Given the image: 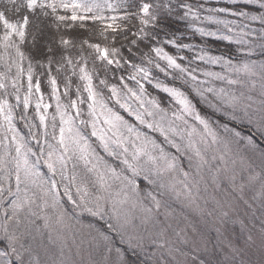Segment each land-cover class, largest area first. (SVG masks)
<instances>
[{"label":"snow or ice","instance_id":"snow-or-ice-1","mask_svg":"<svg viewBox=\"0 0 264 264\" xmlns=\"http://www.w3.org/2000/svg\"><path fill=\"white\" fill-rule=\"evenodd\" d=\"M231 5L0 0V264H76L67 234L86 218L103 225H86L100 255L89 264H204L192 214L240 225L219 264L264 250V219L217 195L229 160L264 171V0ZM173 17L238 54L168 33Z\"/></svg>","mask_w":264,"mask_h":264},{"label":"rangeland","instance_id":"rangeland-1","mask_svg":"<svg viewBox=\"0 0 264 264\" xmlns=\"http://www.w3.org/2000/svg\"><path fill=\"white\" fill-rule=\"evenodd\" d=\"M205 1H215V2H229L231 3V0H205ZM244 3V0H237V3ZM220 8V7H217ZM225 17L230 19L227 14H225ZM254 27H258V22L253 25ZM3 51L2 45H0V52ZM3 70L2 64H0V71ZM216 70H219L218 68ZM15 72V69H13V73ZM9 89L11 90V85L9 84ZM23 91V90H21ZM204 111L211 112L210 109H207L204 105H202ZM219 115V114H218ZM95 138H93L94 140ZM259 164L258 161H256L252 167H246L244 164L241 163L239 159L236 160V162L233 164L231 160H229L228 163V169L229 171L224 173L221 176V189L222 191H219L217 195L219 197H227L229 199L235 200L237 214L240 219H244L245 214L247 216L251 217L254 221L259 223L262 219H264V207L261 206L262 202V193H264V181H261V173L259 170L256 169L255 165ZM42 170L46 171L44 167H42ZM259 174V175H257ZM235 176L234 183L239 188L240 185H243L242 190H234L231 187V183L229 180V177ZM250 176H256L255 180H249ZM247 201V204L244 202ZM176 206V205H174ZM254 212V215H252ZM189 220L194 221L196 228H197V235H195V239L197 243H199L202 248L204 249L199 253V258L201 260H208L213 259L217 260L216 264H219L223 260V253L221 252V244L220 241L225 240H231L229 238H225V233L227 228L229 227V224L240 226L238 223H232L231 221H228L226 223L220 224L219 222H216L213 220V218H206L203 220H200L195 217V214H192L189 216ZM209 220V222H208ZM94 221V222H93ZM93 223L96 227L102 228V222L99 224L96 223V221L91 218V220H82V224L85 225L84 227H79V231L75 233V240L73 239V234L68 233L67 234V244L70 249H72V258L74 261H76V264H89L90 260L99 261L100 255L99 252L93 247L91 241L93 237L95 236V232H92L90 229L86 227L87 224ZM245 223H248V220H245ZM210 227V230L208 231V226ZM181 227H184L185 225L182 223L180 225ZM219 228L222 235L218 236V233L216 229ZM189 236H193V233L189 231ZM113 241L116 247H121L124 249H127V245H124L120 242L119 238L113 234ZM233 240V239H232ZM38 243H47L44 239H39ZM77 246H79V254L77 255ZM185 252L189 251L188 246H185L184 248ZM209 253V254H207ZM197 253L193 252L192 256H195ZM139 258V262L143 263L146 260V257L144 256H137ZM246 257L250 261V264H264V250L261 249L259 241L257 242V245L255 248L251 250V252H246ZM204 258V259H202ZM166 259L169 261V264H171L172 258L166 257ZM177 259H183V257L177 256ZM191 261V257H189V264ZM212 263V262H211ZM207 263L204 260V264H211Z\"/></svg>","mask_w":264,"mask_h":264},{"label":"trees","instance_id":"trees-1","mask_svg":"<svg viewBox=\"0 0 264 264\" xmlns=\"http://www.w3.org/2000/svg\"><path fill=\"white\" fill-rule=\"evenodd\" d=\"M195 2H203L205 9L208 8H217V7H229L232 6L233 8L236 7V5H231V3L229 2H215V1H205V0H195ZM238 6L240 8L244 7V3H240L238 2ZM249 8H253L254 6L249 5ZM207 14V13H205ZM229 16L230 19H235V17H232L230 15ZM166 25V30L168 33H185V35L182 37L184 39L185 42H191V43H199V42H206L207 45L210 47V49L216 53V54H225V55H229L231 54L233 56V58H235V55L238 54L237 52V46L234 44L230 45V42L228 41H223V40H216L215 38H202L199 36V34H196L195 36L192 35V30L189 29L187 27V21H181L178 20L176 18H169L168 20H166L165 22ZM206 27H211V25H204ZM0 35H2V29H0ZM163 35V33H162ZM171 47V46H169ZM253 59H260L261 57L259 55L253 56ZM3 90L0 89V92H2ZM154 94H156L154 92ZM162 99H164L165 103L167 102V97L166 94H161ZM13 100L14 102V98H10ZM199 107H202V105H198ZM17 112L19 111L18 109L16 110ZM122 111V110H121ZM206 112V111H205ZM208 114H211V112H207ZM126 115V114H125ZM214 118H219V115L216 114V116ZM0 123H3V119L2 117H0ZM16 125L18 128L21 129V131L27 135V130L25 128H23V122L17 120L16 121ZM43 167V166H42ZM256 169L260 171L261 173V181H264V171L261 170V168L258 166V164L255 165ZM86 220H91V218H86ZM94 222V221H93ZM209 222V220H208ZM100 224V223H99ZM98 224V226H99ZM207 226L209 227V225L207 224ZM210 230V227L208 228V231ZM242 233H241V229L240 226H235V225H231L229 224V227L226 230L225 233V238H229V239H233V241H235L237 239L238 236H240L242 238ZM127 251V249H125ZM209 254V253H207ZM129 259L133 261V264H143L139 262V258L138 257H134L131 255V253H129ZM204 259V258H202ZM207 263H211V264H216L217 260L213 259V261H211V259L208 258V260L204 259Z\"/></svg>","mask_w":264,"mask_h":264}]
</instances>
